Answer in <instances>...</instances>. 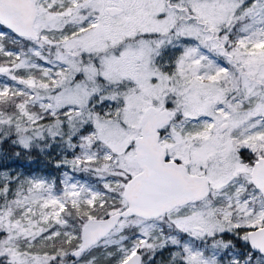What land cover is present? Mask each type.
I'll list each match as a JSON object with an SVG mask.
<instances>
[{"label":"snow or ice","instance_id":"obj_1","mask_svg":"<svg viewBox=\"0 0 264 264\" xmlns=\"http://www.w3.org/2000/svg\"><path fill=\"white\" fill-rule=\"evenodd\" d=\"M0 264H264V0H0Z\"/></svg>","mask_w":264,"mask_h":264},{"label":"rangeland","instance_id":"obj_2","mask_svg":"<svg viewBox=\"0 0 264 264\" xmlns=\"http://www.w3.org/2000/svg\"><path fill=\"white\" fill-rule=\"evenodd\" d=\"M46 171H48V172H52L53 170H48V169H46ZM78 177H80L82 174H76Z\"/></svg>","mask_w":264,"mask_h":264},{"label":"trees","instance_id":"obj_3","mask_svg":"<svg viewBox=\"0 0 264 264\" xmlns=\"http://www.w3.org/2000/svg\"><path fill=\"white\" fill-rule=\"evenodd\" d=\"M48 170H53L51 167L47 168Z\"/></svg>","mask_w":264,"mask_h":264}]
</instances>
